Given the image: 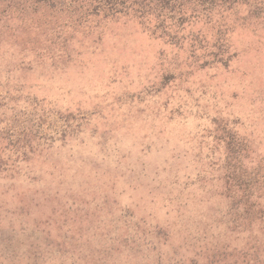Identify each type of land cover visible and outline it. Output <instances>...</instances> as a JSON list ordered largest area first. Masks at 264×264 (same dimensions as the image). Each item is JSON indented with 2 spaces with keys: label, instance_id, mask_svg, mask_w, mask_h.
<instances>
[{
  "label": "rangeland",
  "instance_id": "rangeland-1",
  "mask_svg": "<svg viewBox=\"0 0 264 264\" xmlns=\"http://www.w3.org/2000/svg\"><path fill=\"white\" fill-rule=\"evenodd\" d=\"M257 1L3 9L0 264H264Z\"/></svg>",
  "mask_w": 264,
  "mask_h": 264
},
{
  "label": "trees",
  "instance_id": "trees-1",
  "mask_svg": "<svg viewBox=\"0 0 264 264\" xmlns=\"http://www.w3.org/2000/svg\"><path fill=\"white\" fill-rule=\"evenodd\" d=\"M30 3L36 4L39 0H0V14L3 12V9H6L12 5L20 6V3ZM74 1V0H69ZM82 6H86L85 9L92 8L104 10V12L111 13L120 11L123 7H127L129 11H132L134 14L146 15L149 17V20H154L155 23L160 25V22L166 21L167 18L173 16L174 14L178 15V20H184L186 16L189 15H200L201 11L206 8L204 4L208 0H82ZM213 3H219L220 8L229 9L230 2L235 0H211ZM259 1L255 0V4H252V9L250 11L254 12L257 9L256 4L258 5ZM80 7V5H79ZM86 11V10H85ZM172 13V14H171ZM202 14V13H201ZM215 14V13H212ZM178 20L174 22H178ZM172 22L170 25H173ZM156 24V25H157ZM244 190V189H243Z\"/></svg>",
  "mask_w": 264,
  "mask_h": 264
},
{
  "label": "water",
  "instance_id": "water-1",
  "mask_svg": "<svg viewBox=\"0 0 264 264\" xmlns=\"http://www.w3.org/2000/svg\"><path fill=\"white\" fill-rule=\"evenodd\" d=\"M3 12H4V11H3ZM3 12H2V13H3Z\"/></svg>",
  "mask_w": 264,
  "mask_h": 264
}]
</instances>
